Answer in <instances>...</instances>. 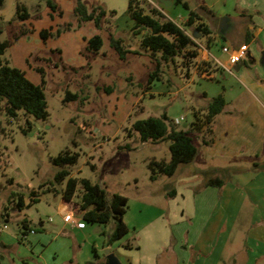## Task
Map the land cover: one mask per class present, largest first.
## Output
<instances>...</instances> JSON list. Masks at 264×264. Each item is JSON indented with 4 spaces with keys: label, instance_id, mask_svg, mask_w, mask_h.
<instances>
[{
    "label": "rangeland",
    "instance_id": "1",
    "mask_svg": "<svg viewBox=\"0 0 264 264\" xmlns=\"http://www.w3.org/2000/svg\"><path fill=\"white\" fill-rule=\"evenodd\" d=\"M51 1L56 6L54 10L47 0H3L0 6V41L10 43L0 56L1 62L21 70L30 82L41 87L48 113L45 119H35L18 111L10 118L2 109L3 102L0 103V228L6 225L4 232L15 234L21 229V220L26 219L36 227L41 221L50 230L48 219L53 223L58 220L55 208L65 185V180L54 181L59 167L53 164V158L67 150L77 154L76 162L66 167L69 177L103 185L108 198L114 193L127 198L123 222L128 231L111 244V252L124 262L128 254L139 256L135 251L125 255L121 246L134 237L138 240L136 232L144 224L150 221L163 223L159 217L164 215L167 221L172 210L178 215L181 200L168 193L174 188L180 189L181 179L188 178L193 182L192 177L185 178L181 172L190 171L202 180L199 186L188 189L194 193L206 179H230L236 170L254 163L264 166V148L257 154L246 148L229 149L223 155L219 152L220 140L215 145H205L202 140L209 141L211 135L204 130L195 131L193 143L198 150L197 158L179 166L171 177L160 175L156 180H150L149 161L168 160L169 143L141 142L138 135L130 131L131 124L165 113L173 122L183 118L176 124L178 130L188 129L194 122L193 109L204 113V91L208 96L220 92L222 86L229 93L233 91L226 85L228 73L225 72L220 83L194 76L192 82L185 85L189 78L187 68L198 67L201 60L186 66L181 59L175 58L173 62L163 63L157 76L150 79L159 54L153 55L142 48L140 36L133 35V23L127 14L128 0H81L88 11L95 7L105 11L98 28L93 22L78 25L73 14L76 0ZM188 2L191 9L199 5L216 8L218 20L209 19L205 12H200L213 30L221 18L230 16L229 27L224 32L225 42L236 47L244 43L242 27L245 19L239 11L242 0ZM17 4L25 8L27 18L18 17ZM143 7L147 13L155 8L176 23H182L187 14L181 5L164 8L154 0H146ZM42 30L51 33L45 40L40 36ZM94 35L101 38V46L96 52L86 48L87 40ZM110 37L118 39L126 50L123 58L110 45ZM199 37L194 32L193 40ZM201 43L204 45L205 40ZM251 44L249 50L254 51L259 61L264 49L255 46L258 45L256 42ZM194 49L198 56L199 47ZM232 73L235 70L232 69ZM248 104L252 105L251 102ZM259 114L263 121L260 120L258 131L264 138V114ZM239 125L244 128L242 123ZM218 132L220 136V132L223 135L226 131ZM252 132L247 126L239 136L245 138L250 133L248 138H251ZM79 191L77 187L72 204L80 201ZM31 192H34L35 202H30ZM11 193L22 194L24 206L20 211L16 209V197L12 199ZM172 202L176 205L174 209ZM172 217L176 215L172 214ZM86 225L73 264H104L105 242L112 224ZM140 240L143 241V237ZM173 242L171 238L169 245ZM93 248L98 258L93 255Z\"/></svg>",
    "mask_w": 264,
    "mask_h": 264
},
{
    "label": "crops",
    "instance_id": "2",
    "mask_svg": "<svg viewBox=\"0 0 264 264\" xmlns=\"http://www.w3.org/2000/svg\"><path fill=\"white\" fill-rule=\"evenodd\" d=\"M241 3L239 11L242 19H245L242 32L244 39L250 38L247 58L234 66H228L227 56L220 52L221 46H229L225 42V30L221 32L223 37L216 31L209 43L205 41L203 45L202 39L195 41L199 47V55L192 61L213 62L215 58L221 65L216 64L214 69H209V74L198 73L196 65H191L187 68L188 73L187 70L185 72L189 75L185 85L192 82L194 76L220 83L225 78V72L228 73L226 85L233 91L229 93L222 86V90L212 94L213 96H208L205 91L202 94L206 103L219 94L224 98L222 111L212 120L209 143L212 146L220 140L219 152L223 155L229 149L246 148V151L257 154L264 148V138L258 131V124L260 120L263 121L259 113L264 114V63H261V59L257 60L254 51L249 50L252 42H256L258 45H254L260 50L264 49V0H242ZM172 6H176L173 0L170 7ZM208 9L218 20L216 8ZM225 17L227 29L231 17ZM230 47L236 48V45ZM232 69L235 70L234 74ZM249 102L252 103L251 106ZM247 126L253 131L252 137L248 138V133L245 138H241L239 134ZM218 131H223L224 134L221 135L220 132V137ZM181 173L185 178L192 177L193 182H189L188 178L181 179L180 189L174 188L173 196H178L181 200L178 202V215L172 210L169 211L167 221L161 215L159 218L163 219V223L150 221L144 224L136 232L138 240L134 237L121 246L125 255L135 251L139 256L131 257L128 254L124 262L118 259L120 263L264 264V166L254 163L236 170L230 179L222 178L223 184L220 187H200L194 193H190L188 189L199 186L202 180L190 171ZM171 205L173 209L176 207L173 202ZM55 213L58 216L57 221L53 223L52 219H48L50 230L41 224L33 233H27L22 240L20 229L15 234L4 232L3 229L0 232V264H73L79 238L86 230L87 223L83 221L82 212L77 206L74 208L72 203L62 199L58 202ZM67 213H71L78 221H83L85 227L77 228L65 223L62 217ZM172 214L176 217L173 218ZM141 237L143 241L140 240ZM171 238L174 242L169 245ZM107 247L111 251V244L105 248ZM93 255L98 258L96 251Z\"/></svg>",
    "mask_w": 264,
    "mask_h": 264
},
{
    "label": "trees",
    "instance_id": "3",
    "mask_svg": "<svg viewBox=\"0 0 264 264\" xmlns=\"http://www.w3.org/2000/svg\"><path fill=\"white\" fill-rule=\"evenodd\" d=\"M146 0H128L127 14L132 21L133 35H139L140 46L149 50L153 55L159 54L155 58L156 67L150 75V79L157 76L159 67L175 58L181 59L188 66L196 56L197 48L196 40L204 39L206 43L211 41L212 33L216 30L211 29L206 23L207 18H203L200 12H205L206 17L215 19L213 12L206 6L199 5L196 9H191L188 0H173L175 5H181L186 11L185 20L182 23L169 19L159 10L152 8L148 13L145 11L143 4ZM3 0H0V6ZM48 6L54 10L56 6L51 0H47ZM17 15L20 19L27 18V13L22 5L16 6ZM22 11V12H21ZM78 25L85 22H93L97 28L100 26L101 19L105 15V11L101 7H95L88 11L81 0H76L73 9ZM198 33L199 38L193 40V33ZM1 33V31H0ZM220 37H223L218 33ZM248 34V33H247ZM49 30H42L40 36L46 39L50 36ZM224 39V38H223ZM110 45L118 53L120 58L124 57V50L118 39L109 38ZM250 38L246 37L243 44H248ZM9 42L0 41V56L4 53ZM101 46V38L94 35L87 40L86 48L96 52ZM192 48V49H191ZM192 50V51H191ZM217 65L212 61H202L199 63L198 73H210L209 69L215 68ZM74 97V96H71ZM3 102L2 109L6 116L14 118L18 111L32 116L35 119H45L48 115L46 110V102L43 91L39 85L30 82L24 72L9 67L6 63H2L0 59V103ZM225 105L224 98L221 94L209 99L204 108V113L193 111L194 122L190 124L186 130H178L176 124L162 114L160 117H149L146 119L136 120L131 124L130 131L135 132L141 142H158L167 141L169 158L168 160H150L147 168L150 171V180H156L158 176L165 175L171 177L175 174L179 166L189 164L194 161L198 154L197 147L193 143V133L204 130L211 135V124L213 118L219 114ZM203 144L208 145L211 142L202 140ZM77 160V154L70 153L67 150L61 151L55 158L53 164L59 167L55 174L54 181L56 183L65 180L64 187L60 190L61 199L64 202L71 203L77 187L79 188V202L73 204L82 212V219L88 224H112L110 232L107 234L105 247L114 241L121 239L127 233V227L123 222V215L127 208V198L119 194H111L108 198L106 188L98 183H91L87 179H76L69 177L70 173L67 166L73 165ZM223 179L213 177L203 181L201 187H220ZM174 191L168 193L171 197ZM34 192L30 193V202H35L33 198ZM16 197V209L21 210L24 206V198L20 193H11V198ZM7 221V219H5ZM42 224L38 222V227ZM21 235L34 231L36 226L31 225L26 219L21 220ZM38 231V229H37ZM21 239V238H20ZM22 240V239H21ZM95 254V249H92ZM96 257V255H94ZM105 258V256H104ZM106 261V260H105Z\"/></svg>",
    "mask_w": 264,
    "mask_h": 264
},
{
    "label": "built area",
    "instance_id": "4",
    "mask_svg": "<svg viewBox=\"0 0 264 264\" xmlns=\"http://www.w3.org/2000/svg\"><path fill=\"white\" fill-rule=\"evenodd\" d=\"M247 51H248L247 44H241L240 46H238L236 48H233V47H230V46H221L220 47V52L227 56V64H228V66H234L237 63L245 60L247 58ZM213 62L215 64H217V65H221L220 61H218L215 58H213ZM181 120H183L182 117H180L178 119H175L174 123L177 124ZM62 219H63V221L65 223L70 224L72 226H75L77 228H84L85 227L84 222L83 221H78L77 219H75L71 213H67V214L63 215ZM5 228H6V225H3L0 228V232L3 229H5ZM29 233H33V231L30 230ZM26 234L27 233H25L24 235L23 234L20 235V238L21 239H25Z\"/></svg>",
    "mask_w": 264,
    "mask_h": 264
},
{
    "label": "water",
    "instance_id": "5",
    "mask_svg": "<svg viewBox=\"0 0 264 264\" xmlns=\"http://www.w3.org/2000/svg\"><path fill=\"white\" fill-rule=\"evenodd\" d=\"M164 8H169L172 5V0H154ZM226 18L223 17L219 20L217 26V33L223 32L226 29ZM194 37V33L192 35ZM261 63H264V54L261 58ZM105 263L104 264H121L118 258L109 250V248L104 249Z\"/></svg>",
    "mask_w": 264,
    "mask_h": 264
}]
</instances>
